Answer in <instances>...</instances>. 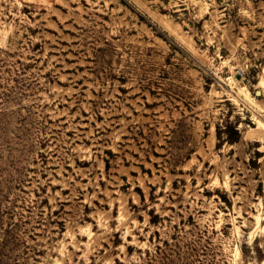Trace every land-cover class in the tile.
<instances>
[{"label": "rangeland", "instance_id": "obj_1", "mask_svg": "<svg viewBox=\"0 0 264 264\" xmlns=\"http://www.w3.org/2000/svg\"><path fill=\"white\" fill-rule=\"evenodd\" d=\"M0 264H264V0H0Z\"/></svg>", "mask_w": 264, "mask_h": 264}, {"label": "water", "instance_id": "obj_2", "mask_svg": "<svg viewBox=\"0 0 264 264\" xmlns=\"http://www.w3.org/2000/svg\"><path fill=\"white\" fill-rule=\"evenodd\" d=\"M258 95H260V93H258Z\"/></svg>", "mask_w": 264, "mask_h": 264}]
</instances>
